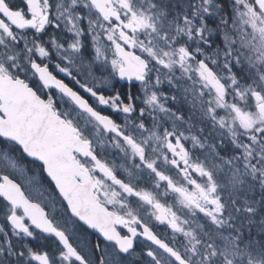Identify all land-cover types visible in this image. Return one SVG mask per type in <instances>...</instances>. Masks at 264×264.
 Wrapping results in <instances>:
<instances>
[{"label": "snow or ice", "instance_id": "6c2138e0", "mask_svg": "<svg viewBox=\"0 0 264 264\" xmlns=\"http://www.w3.org/2000/svg\"><path fill=\"white\" fill-rule=\"evenodd\" d=\"M0 264H264V0H0Z\"/></svg>", "mask_w": 264, "mask_h": 264}]
</instances>
